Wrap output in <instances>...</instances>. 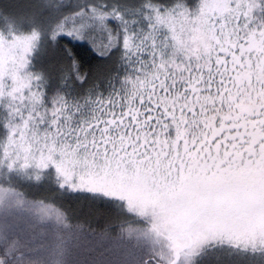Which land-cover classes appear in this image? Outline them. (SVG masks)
I'll return each mask as SVG.
<instances>
[{
  "label": "snow or ice",
  "instance_id": "obj_1",
  "mask_svg": "<svg viewBox=\"0 0 264 264\" xmlns=\"http://www.w3.org/2000/svg\"><path fill=\"white\" fill-rule=\"evenodd\" d=\"M0 124V264H264V0H0Z\"/></svg>",
  "mask_w": 264,
  "mask_h": 264
},
{
  "label": "trees",
  "instance_id": "obj_2",
  "mask_svg": "<svg viewBox=\"0 0 264 264\" xmlns=\"http://www.w3.org/2000/svg\"><path fill=\"white\" fill-rule=\"evenodd\" d=\"M81 45H86V41H79ZM109 90L108 85L102 87V91L107 92ZM7 129L0 124V137L5 136ZM11 187L14 189V193L11 199L5 200L3 204H0V211L11 210L17 215L35 217L37 215L36 208L38 205L34 204V201L43 200L44 203H48L51 196L50 190L43 185H37L35 182H30L26 179L17 178L11 182ZM19 197L23 200L22 205L15 203L16 198ZM55 199H59L56 197ZM104 226L103 220L93 221L89 227L100 229ZM94 239L92 234H86L83 238V247L87 248L90 241ZM107 253L102 247H97L94 252H85V256L95 260H104L107 258Z\"/></svg>",
  "mask_w": 264,
  "mask_h": 264
}]
</instances>
